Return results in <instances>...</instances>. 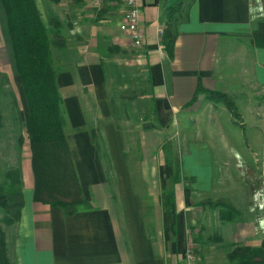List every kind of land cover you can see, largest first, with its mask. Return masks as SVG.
Here are the masks:
<instances>
[{"label": "crops", "instance_id": "0c3cea01", "mask_svg": "<svg viewBox=\"0 0 264 264\" xmlns=\"http://www.w3.org/2000/svg\"><path fill=\"white\" fill-rule=\"evenodd\" d=\"M68 1L74 5L69 15L80 25L95 19L94 28L66 36L63 57L54 64L65 142L80 196L89 206L67 215L59 206L34 201L30 160L23 167V207L12 239L6 232L10 264H186L188 247L200 252L204 247L206 238L203 245H191L190 232H201L197 227L213 210L200 204L205 199H224L238 212L223 219L219 207V222L210 224L208 237H221L217 242L231 248L259 246L264 241V139L259 141L264 48L253 45L251 34L264 21V0H141L140 47L118 27L121 0L99 6ZM171 6L179 9L171 19L175 40L169 57L161 38ZM103 46L119 48L114 59L138 67L143 77L139 97L147 110L136 135L126 132L133 118L128 107L124 117L113 114L108 89L113 65L101 53ZM127 76L138 78L136 72ZM198 85L231 99L240 125L252 130L249 142L257 149L252 161L231 135L237 122L231 111L206 94L195 97ZM93 129L100 134L96 143ZM239 170L243 185L234 179Z\"/></svg>", "mask_w": 264, "mask_h": 264}, {"label": "trees", "instance_id": "16d2710c", "mask_svg": "<svg viewBox=\"0 0 264 264\" xmlns=\"http://www.w3.org/2000/svg\"><path fill=\"white\" fill-rule=\"evenodd\" d=\"M57 1V0H55ZM81 0H73L79 3ZM4 11L6 30L12 51L16 76L21 84L27 113L24 127L29 140L31 169L34 176V201L59 206L64 213L73 214L89 204L80 196V188L70 160L65 142L66 124L62 99L56 84V72L52 59V47L64 48L61 23L58 17L49 19L50 28L43 20L36 0H0ZM178 6L168 7L169 19L164 26L161 46L172 56L175 31L171 24ZM253 45L264 48V21H260L251 34ZM112 54L117 47H108ZM206 94L212 100L217 99L238 118L234 104L226 95L206 91L197 86L195 97ZM13 106H17L16 97L11 94ZM113 109V114H114ZM96 130H91V138L97 142ZM202 206L208 204L202 203ZM225 211L223 219H233L237 215L229 202H217ZM23 207V180L21 169L9 168L0 180V264H9L7 244L3 226L18 222ZM206 237L207 242H217L220 237ZM193 243L202 244L200 236L191 238ZM192 251L198 249L192 246ZM227 264H264V241L257 247L236 245L226 253Z\"/></svg>", "mask_w": 264, "mask_h": 264}, {"label": "rangeland", "instance_id": "374dc122", "mask_svg": "<svg viewBox=\"0 0 264 264\" xmlns=\"http://www.w3.org/2000/svg\"><path fill=\"white\" fill-rule=\"evenodd\" d=\"M186 1L189 2L190 0H186ZM36 4L42 14L43 20L45 21V23H47L49 29H51L49 19L53 17L59 18L62 28L61 29L62 36L64 39L66 38V36L68 37L70 32L71 35L73 36L80 35L82 32L81 29L83 30L82 27H87L89 25L93 26V28L95 27L94 16H92V18L90 17V19L87 21L84 20L81 23V25L77 20L73 19L69 14H70V10L73 9L74 5L73 6L69 5L68 0H57V1L36 0ZM171 24L173 26L172 20H171ZM103 47H104V51L100 50L101 53L109 55V57H107V63L113 65L112 73H109L108 76L112 74V76L114 77H112V80L109 82L110 86L108 89H109L110 104L115 111L114 116L115 118L124 117L125 115L123 114L124 112L123 110L126 107H128V114L130 115V117L133 118L130 119L132 120L130 121L132 125L129 124L130 127L128 128V130L126 129V132L129 133L133 131L131 135H136L138 134L137 131L138 122H140L141 115H143L144 113L143 110L144 109L147 110V103L144 100L140 99L139 97L141 91L144 90L143 77H140V74L138 72L139 71L138 67H134V66H130V68L124 67L122 64L118 63V60L114 59L115 55L110 54L105 49V46ZM63 50L64 49L62 48L56 49L52 47L51 54L53 59V65L63 57V54L61 55V53H63ZM132 71L134 73L136 72L138 77L135 81H131L130 79L132 78L127 76L128 74L129 76H131L133 73ZM118 72L120 73V77H116L119 75H115ZM217 93L219 95L223 94L220 92ZM11 94H14V96L16 97L17 106H13V103L11 101ZM207 100H209L210 102L222 104L220 100L217 99L212 100L210 97H207ZM26 113H27V109H26V104H25L21 84L16 76V71L14 69L12 51L9 43L8 33L6 30L5 15L2 6L0 4V180L3 176L4 171H6L9 168L18 167L21 169V174H22L24 172V168H23L24 165H26L25 166L26 168L29 167L28 166V164H30L29 140L27 138L25 127L23 124L24 116L26 115ZM238 118L236 119L233 118L237 122L233 123L231 127V131H232L231 135L234 138L240 139L239 141H242V144H239L238 142V149L240 148L239 150L240 151L242 150V152L248 158V160L251 159L252 161L253 160L252 152L253 151L255 152V150H257L256 147L251 146L249 142V139L252 135L250 134L252 130L244 129V127L240 125ZM96 132H98V130H96ZM96 138L98 141V139L100 138V134L99 137L97 136ZM226 138H228V134H226ZM262 139H264V129L259 130V141L261 142ZM137 147L138 146L133 147L134 153L133 151L130 152L133 153V155H136L134 157L135 160H138L137 157L139 156L137 152L138 151ZM176 148L178 147H176L174 143L173 150H176ZM176 157H177V152L173 153V155L171 154V158L173 159V161L171 162L170 165L173 169H175L176 167V163H175ZM233 174L236 182L238 183L240 182V185H243L245 179L242 177V173L240 172V170L237 172L233 171ZM22 175H24L25 177L24 173ZM22 180H23V176H22ZM240 185L238 186L239 187L238 189L240 192L244 193V189L242 188L243 186L241 187ZM236 196L237 195H234L233 197ZM224 201L226 200L205 199L200 202V204L202 203L208 204L209 209H213V210L210 211L209 217L206 216L205 223L197 227L201 232H196V233H193L192 231L190 232L191 238L200 236L203 239H205L206 237H208L207 234L210 232V224L213 223L214 221L219 222L217 220V216L219 213L218 209L220 206H214V204L217 202H224ZM229 204H231L233 207V204L231 202H229ZM15 224L8 227L3 226L5 241H6V232H8V236L11 237V239L14 236L13 226ZM207 228L209 229L207 230ZM204 230H206L205 233H203ZM229 230L225 229L227 233L229 232ZM221 233L223 234V232ZM192 243L193 242H191V245ZM202 249H203L202 252L199 251L198 253H195L198 264H227V259L225 254L231 249V247H229L227 243H223V242L210 243L205 241L204 247ZM9 264H10V258H9Z\"/></svg>", "mask_w": 264, "mask_h": 264}, {"label": "built area", "instance_id": "2783aa9c", "mask_svg": "<svg viewBox=\"0 0 264 264\" xmlns=\"http://www.w3.org/2000/svg\"><path fill=\"white\" fill-rule=\"evenodd\" d=\"M86 2L99 6L103 0H85ZM124 11L122 18L118 24L120 31L128 33L133 47H140L143 44V33L140 28L141 19V0H121ZM162 35V29L159 31ZM186 264H198L195 253L192 251V246L186 250Z\"/></svg>", "mask_w": 264, "mask_h": 264}]
</instances>
